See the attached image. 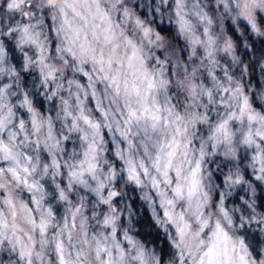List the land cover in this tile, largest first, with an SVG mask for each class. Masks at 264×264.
<instances>
[{
  "label": "clouds",
  "instance_id": "9594fccd",
  "mask_svg": "<svg viewBox=\"0 0 264 264\" xmlns=\"http://www.w3.org/2000/svg\"><path fill=\"white\" fill-rule=\"evenodd\" d=\"M0 264H264V0H0Z\"/></svg>",
  "mask_w": 264,
  "mask_h": 264
}]
</instances>
